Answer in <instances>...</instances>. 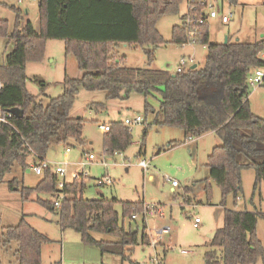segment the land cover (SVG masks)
<instances>
[{"label":"trees","instance_id":"16d2710c","mask_svg":"<svg viewBox=\"0 0 264 264\" xmlns=\"http://www.w3.org/2000/svg\"><path fill=\"white\" fill-rule=\"evenodd\" d=\"M183 1L38 0L39 31L25 19L26 12L2 4L15 14V22L11 30L10 22L0 19V38L7 40V44L14 43V50L0 65L3 83L0 108L9 113L17 110L18 115L11 113L10 123L0 124V184L19 192L25 201L36 194V202L59 216L63 232H76L85 245L98 247L103 255L126 260L140 242L144 246L151 245L146 227L141 237L138 230L126 231L117 210L121 205L123 217L136 221L132 217L144 213L143 203L104 197L85 199L87 184L66 182L60 189L58 175L52 168L40 176L34 188L25 187L19 178L7 180L15 168L22 174L29 169L32 151L44 160L53 145L85 144V121L71 116L82 89L105 92L107 99L114 100L126 99L136 92L145 99L146 116L156 114L154 125L180 129L185 140L214 132L222 144L214 147L208 156L209 177L202 181L207 204L211 205L210 181L221 189L224 208L230 196L237 200L242 191L245 170L254 171L256 186L264 183V119L257 117L249 104V77L253 71L264 68L261 58L264 39L211 43L209 22L200 26L193 38V29L188 30L186 20L205 17L207 11L200 1L187 0L190 7L181 16L182 24L173 27L171 43L183 46L194 42L206 46L205 65L175 76L154 69L151 64L157 49L168 43L157 29L158 21L163 16L178 14ZM222 1L239 4V0ZM49 40L64 41L66 54L76 58L82 72L80 78L65 76L61 83L63 93L57 98L45 94L44 98L36 97L26 87L27 63L43 60ZM122 45L142 48L148 67H127L125 56H119L116 51ZM41 83L43 86L44 82ZM158 97L160 108L155 111L149 100ZM90 109L99 113L104 107L93 104ZM132 140L130 127L123 122L114 123L105 138L106 152L110 155L125 152ZM178 144L171 143L168 148ZM186 189L191 192L190 188ZM60 194L64 199L56 209L55 198ZM39 195H52L53 201L43 200ZM184 204L192 205L193 200L186 196ZM260 219L264 220L262 212L225 209L224 225L205 254V264L264 261V245L257 235ZM96 233L111 235L115 240H97ZM48 243L50 239L24 218L16 226L0 228V252L6 251L11 258L15 257V261L9 260L8 264H42V247ZM166 253L167 250L164 256Z\"/></svg>","mask_w":264,"mask_h":264},{"label":"rangeland","instance_id":"374dc122","mask_svg":"<svg viewBox=\"0 0 264 264\" xmlns=\"http://www.w3.org/2000/svg\"><path fill=\"white\" fill-rule=\"evenodd\" d=\"M4 3L20 8L24 13L27 11V19L36 30H40L38 0H0V19L8 20L13 30L15 14L2 5ZM209 3L220 17L226 15L230 18L228 24H223L219 18L209 19L210 40L213 43L224 44L226 37L232 38L233 42H237V39L251 42L261 34L264 35V0H239L237 5L221 0H210ZM186 11L187 0H184L178 14L163 16L158 21L157 29L168 43L157 49L152 68L174 75L184 57L188 60L185 71L194 65L199 69L204 67L206 46L196 43L184 46L171 43L172 29L180 24L181 16ZM210 11L207 9V13ZM120 47L116 48L119 56ZM13 50L14 43L7 44V40L0 38V65ZM122 53L126 55L124 64L127 67H148L142 48L124 47ZM189 58L193 60L192 63ZM26 73L28 92L41 98H44L43 94L51 98L59 97L63 93L61 83L66 75L71 78H80L82 75L76 58L66 54L65 42L56 40L47 41L43 60L28 62ZM254 76L255 71L250 77ZM41 82H44L45 87ZM249 89L250 108L257 117L264 119V87L250 86ZM159 100V97L149 100L155 111L160 108ZM93 104L103 106L104 110L97 113L90 109ZM144 106V97L136 92H132L126 99L114 100L107 99L106 93L102 91L80 90L71 116L85 121V144L81 146L71 143L69 147L53 145L45 161L52 169L58 164H67L66 177L58 176L59 181L87 184L83 194L85 199L104 197L121 202H139L143 206L158 205L162 208L163 216H145L143 213L138 215L136 221H132L129 217L124 218L122 206H117L120 223L126 231L138 230L141 237L146 227L150 246H144L140 242L126 260L111 254L103 255L98 247L85 245L76 232H63L58 223L59 216L36 202V194L32 195L31 200L25 201L19 192L10 191L6 184H0V228L16 226L24 218L47 236L50 243L42 247V264H205V254L210 250L217 231L224 225L225 209L264 212V183L256 186L253 170L243 172L242 191L237 200L230 196L225 208L222 206L221 189L210 181L211 205L207 204L202 181L209 177L208 156L214 147L222 144L221 139L211 132L200 138L185 140L184 132L180 129L154 125L156 114L150 113L146 116ZM136 116H141L144 120L146 118L147 122L130 126L133 138L130 147L125 152L113 155L106 153L107 133L99 129V124L120 123ZM174 142L179 143L178 146L169 149V145ZM67 148H70V153H67ZM89 155H94L96 161L82 166ZM103 160L107 163L106 167L101 163ZM141 161L148 164L147 170L140 167ZM106 177L112 184L98 186L97 180ZM13 178L23 180L24 186L28 188H34L41 180L30 168L24 174L15 168L7 180ZM173 181L180 184L175 192H172ZM186 188H190L191 192ZM186 196L193 200L192 205L184 204ZM39 197L53 201L52 195ZM195 218L201 220L197 229L193 226ZM213 234L215 236L212 239ZM257 235L264 245L263 219L258 221ZM94 237L97 240H115L107 234L96 233ZM0 264H3L1 260ZM257 264H264V261L260 259Z\"/></svg>","mask_w":264,"mask_h":264},{"label":"built area","instance_id":"2783aa9c","mask_svg":"<svg viewBox=\"0 0 264 264\" xmlns=\"http://www.w3.org/2000/svg\"><path fill=\"white\" fill-rule=\"evenodd\" d=\"M193 1L194 0H191L192 3H193ZM198 1L201 2L202 6H205L206 11H207V9H210L211 11H210V13H207V16H205V17L201 16L198 19H194L192 17H188V19L186 20V24H187L188 30L189 29H193V31L191 33L193 38L196 35V33L198 32L199 27L204 25V24H206V23H208L209 19H217V18H219L223 24H228L230 22V18L228 16H226V15H223L221 17L219 16V13L214 10L215 9L214 6L209 3L210 0H198ZM188 6L190 7L189 1L187 2V8H188ZM193 9H194V7H193ZM192 26L194 28H192ZM261 58H264V52L261 54ZM189 59H190V62L192 63L193 60L191 58H189ZM187 64H188V60L185 57L182 58L181 64L177 68V73H184L185 72L184 67ZM263 80H264V68H260L258 70H255V76L254 77H250L249 78V84L252 87L262 86ZM2 88H3V83H2L1 78H0V90ZM11 117H12L11 113L5 112V111H3L0 108V124H9ZM144 121L145 120L141 116H136V117H134L132 119L131 118H127L124 121V124L126 126L130 127V126H133V125H136V124L144 123ZM99 129L101 131L105 132V133H108V132L111 131V126L108 125V124H101V125H99ZM69 151L70 150L68 149V152ZM31 159H32V161H31V163L29 165V168L36 176L40 177V176H42L44 174V172L46 170L51 169V165L48 162H46L45 159L44 160H40L38 158L37 154L34 153L33 151H32ZM94 161H96V157L94 155H89L86 158V161L82 163V166H85V165H87L89 163H92ZM101 163H102L103 166H105V167L107 166V163L104 160L101 161ZM140 167L143 168V170H147L148 169V164L145 161H141L140 162ZM54 172L58 176H61V177L65 178L66 177V173H67V164H58V165H56L55 168H54ZM65 183H66V181L60 182V184H59L60 189L64 188ZM110 184H112V181L108 177L97 180V185L98 186H105V185H110ZM172 187L173 188H179L180 184L177 181H173L172 182ZM63 199H64V195L63 194H60V195H58L55 198V208L56 209H59L61 207ZM148 214H150V215L158 214L160 216H163L164 212H163L162 208H160L158 205H151V206L145 205L144 206V214L143 215L146 216ZM137 217H138V215H133L132 218H133V220H137ZM200 223H201L200 218H195L194 219V223H193L194 228H196V229L199 228V224ZM163 233H166V231H163ZM158 264H159V262H158ZM160 264H162V263H160Z\"/></svg>","mask_w":264,"mask_h":264},{"label":"crops","instance_id":"0c3cea01","mask_svg":"<svg viewBox=\"0 0 264 264\" xmlns=\"http://www.w3.org/2000/svg\"><path fill=\"white\" fill-rule=\"evenodd\" d=\"M28 18V13H27V11H26V16H25V19L26 20H28L27 19ZM182 24V20H181V22H180V24H178V25H181ZM210 25V24H209ZM227 39H228V41L229 40H233L232 38H229V37H226ZM257 39H264V35L263 34H261L259 37H256L255 39H254V41L255 40H257ZM252 40V39H251ZM211 41V40H210ZM237 41H240V39H237ZM244 42H249V41H244ZM251 42H253V41H251ZM211 43H213L212 41H211ZM215 44H221V43H215ZM124 47H128L127 45H122L118 50H120V54H121V56H125L126 57V55L125 54H123L122 52H123V48ZM146 57V56H145ZM132 68H140V67H132ZM67 74V73H66ZM82 76V75H81ZM126 120V119H125ZM124 120V121H125ZM124 121H123V123H124ZM101 124H107V123H100L99 125H101ZM108 125H112V124H108ZM184 138H185V136H184ZM191 140H193L192 138H191ZM68 149L70 150V148H67L66 150H67V153H70V151L68 152ZM176 189L177 188H172V192H175L176 191ZM247 211V210H246ZM255 212V211H254ZM258 212H262V211H258ZM262 213H264V212H262ZM65 232V231H64ZM6 251H3V252H0V260H1V263H3V264H8V263H10V262H14L15 261V257H14V255H12L13 256V258H11V256L10 255H8V253L6 252ZM11 254H12V252H11ZM9 260H11L10 262H9Z\"/></svg>","mask_w":264,"mask_h":264},{"label":"water","instance_id":"95a60500","mask_svg":"<svg viewBox=\"0 0 264 264\" xmlns=\"http://www.w3.org/2000/svg\"><path fill=\"white\" fill-rule=\"evenodd\" d=\"M228 43V39L226 38V40H225V43L224 44H227ZM195 69H197V65H194L193 67H192V70H195ZM175 76V75H174ZM10 113H12V114H15V115H18V112H17V110H12ZM214 236H215V234H213V235H211V238L213 239L214 238Z\"/></svg>","mask_w":264,"mask_h":264}]
</instances>
